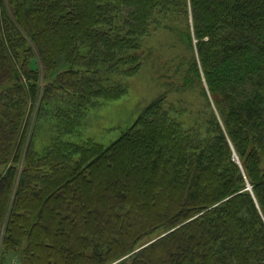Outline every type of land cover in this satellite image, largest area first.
<instances>
[{
  "label": "trees",
  "instance_id": "trees-1",
  "mask_svg": "<svg viewBox=\"0 0 264 264\" xmlns=\"http://www.w3.org/2000/svg\"><path fill=\"white\" fill-rule=\"evenodd\" d=\"M157 30L189 51L195 124L167 91L109 145L66 139ZM0 242V264H264V0H0Z\"/></svg>",
  "mask_w": 264,
  "mask_h": 264
},
{
  "label": "rangeland",
  "instance_id": "rangeland-1",
  "mask_svg": "<svg viewBox=\"0 0 264 264\" xmlns=\"http://www.w3.org/2000/svg\"><path fill=\"white\" fill-rule=\"evenodd\" d=\"M173 33V32H172ZM165 30H157L146 40L143 48L145 65L143 70L134 78L127 80L129 94L122 99L113 102H93L90 109L79 118V124L74 132L64 137L74 143H82L93 140L103 145H109L119 138L121 133L131 127L141 111L154 99L168 94V102L178 105L184 100V106L188 108L182 119H185L186 127L195 124L194 116L188 113L190 109L196 111L203 108L204 100L199 90L194 92H177L174 85L179 82V64L181 58H188L189 51L185 49L178 36ZM184 60H182V63ZM182 105V104H181ZM37 110L33 114V122L36 120ZM181 115V116H182ZM33 122L29 128L33 130ZM52 111H44L41 121L34 128V136L31 139L36 149H42L60 133H63ZM190 125V126H189ZM30 138V137H29ZM251 189V187H250ZM2 242H0V256ZM18 259L23 264L20 256L16 254L7 256L4 264H9Z\"/></svg>",
  "mask_w": 264,
  "mask_h": 264
},
{
  "label": "built area",
  "instance_id": "built-area-1",
  "mask_svg": "<svg viewBox=\"0 0 264 264\" xmlns=\"http://www.w3.org/2000/svg\"><path fill=\"white\" fill-rule=\"evenodd\" d=\"M9 264H20V261L18 259H15L11 263H9Z\"/></svg>",
  "mask_w": 264,
  "mask_h": 264
}]
</instances>
